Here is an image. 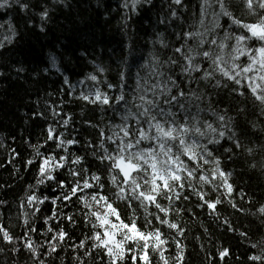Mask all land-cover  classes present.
<instances>
[{"label": "snow or ice", "instance_id": "6c2138e0", "mask_svg": "<svg viewBox=\"0 0 264 264\" xmlns=\"http://www.w3.org/2000/svg\"><path fill=\"white\" fill-rule=\"evenodd\" d=\"M51 2L68 7L67 0ZM151 4L152 0H122L120 7L138 14L139 6ZM39 6L41 10L33 12L35 5L28 0H0V9L18 7L31 13L29 19L38 15L40 31H44L54 9L46 2ZM195 8L192 22L183 27L186 0H169L168 15L158 23L179 22L182 27L174 30L176 43L157 32L153 44L169 49L170 54L166 59L153 55L146 65L150 66L147 76L138 72L130 92L125 91V71H120L116 84H106L110 91L97 87L80 93L77 99L102 113L99 123L85 121L97 135L83 142L84 155L69 150L80 140L66 139L51 124L44 145H31L35 157L25 164L37 165V185L51 183L54 195L32 191L26 203L33 208L32 216L41 212L38 205L45 202L57 206L44 219L46 233L51 235L44 243L33 240L30 234L38 230L25 212L21 236L0 223V254L18 257L26 252L24 264H49L56 259L63 264L60 253L68 251L73 253L74 264H187V245L182 243L186 228L180 218L192 211L188 203L193 195L196 207L206 208L217 220L218 206L225 198L234 210L246 211L233 198L235 169L227 165L242 161L247 169L264 175V0H198ZM130 18L126 11L125 23ZM9 32L11 36L4 40L11 43L17 33L10 23ZM4 47L0 41V49ZM13 70L25 72L23 66ZM5 75L0 70V77ZM87 79L100 83L94 74ZM51 111L53 117H60L55 108ZM70 120L71 116L63 118L62 126L67 128ZM48 142L64 154L41 152ZM211 193L217 194L215 198ZM238 195L244 200L247 193L241 188ZM58 202L64 207L78 205L91 235L73 241L62 225L77 227L76 213H61ZM5 204L0 200V208ZM24 206L22 202L20 207ZM253 214L264 224V204ZM141 218L143 224L138 226ZM49 221H56V227ZM223 223L228 231H237L228 219ZM239 235L251 251L247 264H264V237L252 241L246 231ZM231 258V249L223 246L206 255L207 264H227ZM11 264L18 262L13 259Z\"/></svg>", "mask_w": 264, "mask_h": 264}, {"label": "trees", "instance_id": "16d2710c", "mask_svg": "<svg viewBox=\"0 0 264 264\" xmlns=\"http://www.w3.org/2000/svg\"><path fill=\"white\" fill-rule=\"evenodd\" d=\"M28 2L35 5L33 12H39V5L44 2L54 9L51 19L44 26V31H40L41 21L38 15L29 19L31 13L21 12L18 7L0 9V18H3L4 25L12 24L17 33L12 45L0 49V70L6 72L5 76L0 77V200L6 201L0 208L3 213L0 223L8 227L15 236H21L25 231L22 227L23 214L27 212L30 214V221L38 230L30 234L32 239L44 243L51 235L46 233L44 219L50 216L52 209L57 206L45 202L38 205L41 208L40 213L31 215L33 208L26 203L27 194L36 191V194L41 196L54 195L51 183L37 185V165L25 164L28 159L35 157L31 145H44L45 125H50L49 113L51 108H55L61 113L60 117H57L59 125L62 126L63 118L71 116L67 128L63 127L65 129L62 128L60 132L65 133L66 139L75 137L81 141V144L73 145L69 150L77 155H84L83 142L94 140L96 132L89 128L85 121L99 123L102 116L96 107L77 99L82 91H89L86 86H79V91H75L71 97L70 91L64 87L65 77L69 82L79 84V78L90 70L96 71L100 66L105 69L110 79L115 80L122 71L123 58L128 62L129 59L133 60L135 66L145 67L150 65L153 55L166 59L170 50L153 44L156 34L164 32L166 40L176 43L174 30L179 31L182 26L179 22L168 26L158 23L161 17L168 15L169 0H152L151 5L139 6L138 14L120 7L122 0H67L68 7L54 6L51 0ZM186 3L188 11L183 15V27L192 22V12L198 10L194 9L197 1L186 0ZM126 11L131 18L125 23ZM7 34L11 35L8 30ZM53 55L59 60V67L50 70L48 60H52ZM20 66L25 68V72L17 74L13 68ZM146 71H150V66L146 67ZM99 88L102 89L101 85ZM37 112H42L43 117L35 116L34 113ZM13 149L15 153L12 152ZM53 150L55 145L50 143L40 149L46 154ZM55 151L64 154L59 150ZM227 167L229 170L235 169L232 181L236 192L233 198L237 205L246 211L238 212L228 206L219 205L220 219L217 220L208 214L206 208L196 207L197 198L193 195L188 203L192 211L180 218L182 227L186 228L182 243L187 245V264H207V253L215 254L220 246L232 251V258L227 264H247V256L251 251L248 242L239 232H248L252 241L264 237V224L253 214L264 204V175L259 171L252 172L247 169L242 161ZM62 175L69 178L66 172ZM29 185L33 188L30 189ZM241 188L247 193L244 200L239 199ZM216 195L211 193L212 198ZM249 199L251 204L248 203ZM22 202L25 204L23 208L20 207ZM78 207L76 204L64 207L58 202V210L61 213H76L77 227L73 228L66 222L62 225L75 242L84 239V234L91 235L90 227H85L82 223ZM120 207L122 216L126 217L127 212L123 205ZM224 219H228L237 231H228L223 223ZM137 223L138 226L142 225L143 219ZM49 224L53 228L56 227V221H49ZM205 228L208 229L207 233ZM171 253H175L174 245L171 247ZM72 256L71 251L60 253V257L64 258L63 264H74ZM237 256L241 259L236 260ZM26 258V252H22L18 257L0 254V264H11L13 259L17 260L18 264H24ZM28 264H31V261ZM49 264H61V260H50Z\"/></svg>", "mask_w": 264, "mask_h": 264}, {"label": "bare ground", "instance_id": "6f19581e", "mask_svg": "<svg viewBox=\"0 0 264 264\" xmlns=\"http://www.w3.org/2000/svg\"><path fill=\"white\" fill-rule=\"evenodd\" d=\"M198 2V0H195ZM198 11V10H197ZM249 19H253V18H249ZM0 24H3L4 25V20L3 18H0ZM12 25V24H11ZM4 30L6 32H4ZM7 30L9 31V26H3L2 28H0V41H4L5 42V46H9V45H12L15 41V37L12 38V42L9 43L8 41L4 40V37L7 35V36H11L10 34H7ZM54 56V55H53ZM124 62H123V65H122V71H125V75L127 77V88L125 89L126 92H130L132 88H134L135 86V80H136V74L139 72L140 76L144 77V76H147L148 72L149 71H146L145 72V69L146 67L143 66V65H138V66H135V63L133 62V60L129 59V62L128 60H126V58H123ZM48 66H49V69L50 70H54L55 68H58L59 67V60L57 59V57H53L52 60H48ZM54 68V69H53ZM102 67L98 66L97 67V70L96 71H88L86 72L81 78H79L77 81H79L77 83L75 82H69L68 83H65L64 81V87L65 89H68L70 91V94H71V97L74 95V92L75 91H79V86L82 85L83 86H86L87 89L89 91H94L95 88L99 87L101 85V91H109L106 87V84L107 83H113V84H116L119 80V77H117V79H110L109 76H108V73L105 71L103 72H100L99 69H101ZM103 69V68H102ZM58 72V70H56ZM97 75L98 77V80L100 81L99 84L95 83V82H92L90 80H88L87 78L89 77V75ZM81 81H83V83H81ZM88 91V92H89ZM111 94V93H110ZM96 110L98 111L99 115L101 114V110L99 108H96ZM49 115L51 116L50 117V124L53 125L56 130L58 132H60V130L63 128V126L59 125V121H58V118L57 117H53L52 115V111H50ZM109 115H111V113H109ZM45 132H46V129L47 127L49 126V124H46L45 125ZM65 128H63L64 130ZM94 139L96 138V135L97 133L94 132ZM46 140V138H45ZM52 145H54L52 142H48ZM227 199L225 198L224 199V203L221 204L220 206L223 207V206H228L230 208H232L228 202H226ZM163 203H167L166 201L163 202Z\"/></svg>", "mask_w": 264, "mask_h": 264}]
</instances>
